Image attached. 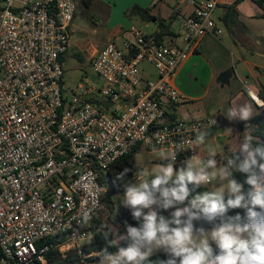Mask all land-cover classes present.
Instances as JSON below:
<instances>
[{
    "label": "built area",
    "instance_id": "built-area-1",
    "mask_svg": "<svg viewBox=\"0 0 264 264\" xmlns=\"http://www.w3.org/2000/svg\"><path fill=\"white\" fill-rule=\"evenodd\" d=\"M187 2L192 13L177 5L170 23L179 46L131 26L123 47L111 40L90 59L103 83L82 76L66 91L62 59L77 0H0V264H50L53 252L66 260L73 251L84 263L99 257L84 247L104 211L100 180L140 145L169 157L175 152V165L208 159L195 142L214 120L169 115L187 100L174 83L182 65L204 37L223 34L217 0ZM144 62L155 80L141 73ZM244 86L248 96L254 92ZM228 158L217 155V164Z\"/></svg>",
    "mask_w": 264,
    "mask_h": 264
},
{
    "label": "clouds",
    "instance_id": "clouds-1",
    "mask_svg": "<svg viewBox=\"0 0 264 264\" xmlns=\"http://www.w3.org/2000/svg\"><path fill=\"white\" fill-rule=\"evenodd\" d=\"M249 97L253 102L264 104L252 91ZM253 102L229 108L226 118L250 121L256 111ZM205 136L206 133L198 135L195 143H203ZM255 139L246 131L239 155L228 158L218 173L210 171L217 168L215 153L201 160L198 166L191 163L195 159L191 157L176 171L173 152L166 157L168 163L156 165L151 171L141 170V176L152 178L138 184L128 183L122 200L139 225L127 226L126 235L116 233L113 237L110 228L103 232L107 247L98 254L102 264H153L150 257L155 249L161 248L168 258L155 264H264V144L254 146ZM176 148L182 149L183 145ZM128 171L125 169L117 179H123ZM234 172L246 174L243 183L233 178ZM217 175L227 180L226 188L188 199L189 184L198 188ZM245 184L249 186L246 192ZM238 208L244 210V216L227 215L229 210ZM157 209L175 210L168 218ZM198 220L218 221L210 234L213 243L203 234V229L199 230V240L194 236L193 222ZM120 241L128 242L127 247H121ZM108 247H115L116 253L108 252Z\"/></svg>",
    "mask_w": 264,
    "mask_h": 264
},
{
    "label": "crops",
    "instance_id": "crops-1",
    "mask_svg": "<svg viewBox=\"0 0 264 264\" xmlns=\"http://www.w3.org/2000/svg\"><path fill=\"white\" fill-rule=\"evenodd\" d=\"M104 4L109 5L108 10L110 12L108 18L107 29L109 32L108 41L114 40L115 42L120 41L122 44V33L129 29L131 26H136V24H143V26L148 27L150 22H154V28L151 32L146 33L148 35H156L160 32V23L162 21L166 24H170L172 20V15L177 5H179V11L184 15H189L192 13L193 8L189 5L187 0H101ZM236 0H217V8L215 11V18L217 21L218 27L223 29V34L216 38L210 35H207L203 38L196 51L191 53L185 63L182 65L174 83L178 90L183 93L187 100L183 103L177 105L176 107H171L169 110V115L172 119L175 120H190V119H179V114L182 110H186L189 114V118H193L195 113L202 112V117H208L204 115V106H201V109L196 111H191L190 108H184V104L188 102H198L203 104V101L209 96L210 89L215 83L217 73L220 72L222 75L220 78L228 84L229 78L227 77L230 62L228 56V49L231 48L235 50L233 53L230 51V55L233 58H236V62H232L233 70L238 80L242 83L243 81L259 96L258 99L261 102L264 100L260 97H264V18H261V15L264 14V3L262 6H259L254 0H244L240 5H238V23L231 24V30L223 23L222 18L225 14L224 6L234 3ZM260 1V0H257ZM262 1V0H261ZM111 4H114L113 6ZM135 6H138L143 9H149V14L153 17L150 19L148 17H142L138 12H133L132 9ZM259 6V10L257 7ZM169 9V12L167 11ZM118 15L117 20H114V17ZM73 27V26H72ZM141 28L142 27H138ZM169 33V32H168ZM163 43H168L170 46H179L180 42L177 38H174L172 32L169 35H166L163 38ZM107 44L100 48L90 49L89 58L90 60L98 51L104 48ZM245 70L248 75L245 78H248L251 83H248L247 79L245 81L244 73ZM144 74L150 80H155L157 75H154L149 67L143 68ZM239 93H242L244 97L250 99L248 93L244 91V88L239 90ZM233 101V97H230L229 103ZM255 104V103H254ZM260 104V103H259ZM239 106H242V103H238ZM232 106V105H231ZM255 106H257L255 104ZM261 106V107H260ZM259 109H264V104H260ZM256 107V108H257ZM258 110V109H257ZM258 111H255V116ZM201 117V118H202ZM225 118L220 112L218 115L217 123L215 122L213 133L209 134V131L206 132V138H211L214 135L215 127L218 124H222L223 119ZM195 118V117H194ZM197 119V118H195ZM192 120V119H191ZM238 120V119H237ZM241 121L238 120V126L229 124L227 126L231 127V132L229 134V143L226 145L230 149L228 153L229 157H232L234 154L239 155V145L243 141V132L248 128L251 134H254L256 126L247 123L244 129H241ZM225 125V124H222ZM239 129V130H238ZM231 135H235L238 141H234L231 138ZM254 136V135H253ZM255 137V136H254ZM254 141H259V138L255 137ZM211 140V139H209ZM201 144V143H199ZM199 147V145H198ZM165 152V151H161ZM199 152V150H198ZM167 153V152H166ZM217 155H222L221 152H216ZM210 157V155H209Z\"/></svg>",
    "mask_w": 264,
    "mask_h": 264
},
{
    "label": "rangeland",
    "instance_id": "rangeland-1",
    "mask_svg": "<svg viewBox=\"0 0 264 264\" xmlns=\"http://www.w3.org/2000/svg\"><path fill=\"white\" fill-rule=\"evenodd\" d=\"M77 2L78 8L73 21V27L71 28L70 32V49L62 59L64 71L63 87L66 91H68L70 88L76 87L82 76H87L91 81L97 84L103 83L101 78H99L93 72L90 66V60H88L90 53L85 51L103 47L105 44H107L109 38L107 24L110 15L108 7L110 8V6L104 4L101 0H92V3L89 7H85L84 5H82L80 3L81 0H77ZM111 5L113 6L114 4ZM131 9L132 8H130V10ZM257 9H260L259 6L257 7ZM167 11L169 12V9ZM117 16L118 15L114 17V20H117ZM136 25L138 27H142V29H140L142 31L144 30L147 33L151 32V30L154 28V22H150L148 27L143 26V24L141 23ZM116 43L120 45V47H123L120 41H117ZM166 45L169 44L166 43ZM230 51L234 53L235 50L232 48L230 50L228 49L230 62V67L227 75V77L229 78L228 84H226L223 79L220 78L222 74L218 72L215 83L210 89V94L203 101V104L191 101L187 104H184V108H190L191 111H196L198 109H201V106H204V115L211 117L215 122L218 119L219 112L225 117L224 119L222 117V124L225 125L218 124L219 127L215 130L214 135L211 138L205 137L203 143L199 144L198 150L200 157L210 158L209 155L216 152H221L224 157H229L227 155H229L228 153L230 152V149L227 148L226 145L230 142L229 134L231 132V127L227 125L233 124L235 126H238V120H228L226 118L227 110L231 107H238V103L240 102L242 103V105L246 102H252L247 99V97H244L242 93H239V90L241 88H244V91L247 92V88L246 86H244V81L241 83L234 73L232 62H236V58H233L232 55H230ZM147 66L149 67V70L154 75H156L155 70L148 63H141L139 69L146 79L148 78L146 77V74H144L143 68ZM245 70L247 69H243L242 72L244 73L243 79H245L246 81V79L248 80V78H245V76L248 75V73ZM247 82L251 83V81L249 80ZM96 96H98V99L103 100V98L99 94H96ZM230 97H233V101L229 103ZM253 105L256 111H258L254 102ZM194 117L201 118L202 112L195 113ZM194 117L189 118V114L185 109L182 110L179 114V119L191 120L195 119ZM246 131H249V129L247 128L243 132V135H245ZM166 157H169L168 153L166 152H149L143 145H140L133 155V160L139 168L138 173L135 175L134 183L138 184L141 180L145 179L150 180L152 178L151 176H141L139 174L141 170L151 171L153 168H155L156 165L168 163L169 159H166ZM191 163L194 166H198L195 161H191ZM220 167L221 166L217 164V168L211 169L210 171H215L218 173ZM201 186L204 189L210 191H218L221 188L227 187V180H221L217 175V177H214L211 180V183ZM123 197L124 196L122 195H117L114 197L115 213L109 215L106 211L102 213V217H107L105 220L106 224H111L113 220L115 218H118L119 216L122 218H131V210L123 206Z\"/></svg>",
    "mask_w": 264,
    "mask_h": 264
},
{
    "label": "trees",
    "instance_id": "trees-1",
    "mask_svg": "<svg viewBox=\"0 0 264 264\" xmlns=\"http://www.w3.org/2000/svg\"><path fill=\"white\" fill-rule=\"evenodd\" d=\"M243 1L244 0H236L234 3L224 6L225 14H224V17L222 18V21L229 28L230 31H232L231 24L238 23L239 21L237 7ZM254 1L259 6H262V3H264V0L262 1L254 0ZM80 3L84 5L85 7H89L92 3V0H81ZM132 11L138 12L142 17H148L150 19H153V17L149 14V11H150L149 9H143L138 6H135L132 8ZM261 18H264V14L261 15ZM168 32L169 33L171 32L170 24L169 23L166 24V22L162 21L160 23V32L155 35L157 41L163 44V38L166 35H169ZM260 97L264 100L263 96H260ZM257 109L259 110V113L253 116L250 121L239 123L241 129H244L247 123H251L256 126L253 135L259 138V141H253L254 146H258V144H264V109H259V107H257ZM218 127L219 125L216 126L215 129H217ZM231 138L234 141H238L235 135H231ZM138 148L139 147L134 149L131 154L127 155L126 157L114 163L109 169V171H107L106 176L100 180V182L107 188V192L103 198V204H104V211H106L108 215L115 213L114 197L117 195L124 196L125 191H126V185L128 183H134V178H135V175L138 173L139 168L133 160V155ZM182 166L183 164L175 165L174 168L178 171L179 168ZM125 169H128L129 171L125 173L124 178L117 179V176L120 173H124ZM245 179H246V174H243V176L238 178L237 181L243 183ZM189 189H190L191 195L189 196L188 199H192L195 195L202 194L203 192H211L210 190L204 189L202 186L198 188H194V186L191 184H189ZM248 189H249V186L245 184L244 191L246 192ZM174 210L175 209H168V210L157 209L160 215H163L168 218H170V214ZM146 211L147 210H145V212ZM238 213L241 216H244V210L239 209V208L229 210L227 215L234 216ZM101 215L93 222L92 229H93L94 235H93L91 242L84 247V252L86 254H89L91 252L101 253L107 247V241L104 239L103 232L107 231L109 228L112 230V236L114 237L116 233L121 234V235H126L127 226L137 227L139 225V222L133 219L132 216L131 218L130 217L122 218L119 216L118 218H115L111 224H106L105 220L107 217H102ZM193 223H194V229H196V228H201V227H215L218 221L215 223H209L204 220H198V221H194ZM105 225H107L108 228H104L103 226ZM127 244L128 242L126 241H120L121 247H126ZM107 250L110 253L117 251L115 247H108ZM167 258L168 257L166 254H162L156 257H152L150 258V260L153 262V264H155L156 261L166 260ZM49 260H50V264H83L84 263L73 251L68 254V257L66 260H59L57 252H53L49 255Z\"/></svg>",
    "mask_w": 264,
    "mask_h": 264
},
{
    "label": "water",
    "instance_id": "water-1",
    "mask_svg": "<svg viewBox=\"0 0 264 264\" xmlns=\"http://www.w3.org/2000/svg\"><path fill=\"white\" fill-rule=\"evenodd\" d=\"M213 131H214V130L211 129V130L209 131V134H212ZM215 227H216V226H215ZM200 229H203V234L209 237V242H210V243H213V242L211 241V239H210V234H211L212 230L214 229V227H201V228H196V229H194V236L197 238V240H199V238L201 237V233H200V231H199ZM213 246H214V244H213ZM126 247H127V246H126ZM113 253H116V251L113 252ZM162 254H165V252H164V250H163L162 248H161V249H155V250L153 251V254L151 255L150 258H152V257H156V256H159V255H162ZM83 264H102V257L96 258V259H94V260H91V261L86 262V263H83Z\"/></svg>",
    "mask_w": 264,
    "mask_h": 264
},
{
    "label": "bare ground",
    "instance_id": "bare-ground-1",
    "mask_svg": "<svg viewBox=\"0 0 264 264\" xmlns=\"http://www.w3.org/2000/svg\"><path fill=\"white\" fill-rule=\"evenodd\" d=\"M258 101H260L259 99H258ZM259 104V103H258ZM260 105V104H259Z\"/></svg>",
    "mask_w": 264,
    "mask_h": 264
}]
</instances>
